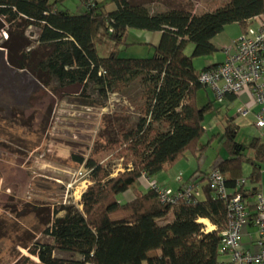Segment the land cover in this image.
I'll return each instance as SVG.
<instances>
[{
	"label": "trees",
	"instance_id": "1",
	"mask_svg": "<svg viewBox=\"0 0 264 264\" xmlns=\"http://www.w3.org/2000/svg\"><path fill=\"white\" fill-rule=\"evenodd\" d=\"M65 2L0 0V31L8 37L0 47L7 52L8 64L55 94L80 86L87 105L97 103L96 95L105 107L112 94L139 84L141 118L134 127L125 123L118 129L114 124L121 137L109 144L124 167L116 175L93 154L72 155L90 170L92 183L82 194V208L58 204L49 210L41 204L42 208L23 211L38 217L39 230L49 240L27 246L39 261L19 256L12 264H219L226 260L222 249L229 223L227 203L239 194L254 215L262 191L264 139H239L238 118L246 116L233 113L229 103L237 94L219 98L201 82L202 70L194 59L219 51L214 38L229 23L245 26L259 18L264 25V0H222L200 12L190 6L153 12L144 2L132 0H80L84 10L76 12ZM109 4L116 7L107 9ZM30 28L36 29L33 41L27 34ZM131 29L161 32L152 56H120L121 46L136 45L128 41ZM101 32L115 45L108 53L99 51ZM189 44H193L191 54L186 51ZM208 89L215 97L200 102L199 92ZM17 110L12 109L10 116ZM214 112L222 113L223 128L203 143L208 131L205 117ZM213 140L225 157L204 169V155ZM189 155L199 160L200 168L176 189L170 188L181 191L193 182L190 202L182 198L162 202L157 190L143 189V177L153 178ZM216 170L225 177L226 197L212 186L210 176ZM126 192L133 197L121 200ZM202 218L216 227L204 231Z\"/></svg>",
	"mask_w": 264,
	"mask_h": 264
},
{
	"label": "rangeland",
	"instance_id": "2",
	"mask_svg": "<svg viewBox=\"0 0 264 264\" xmlns=\"http://www.w3.org/2000/svg\"><path fill=\"white\" fill-rule=\"evenodd\" d=\"M99 1L104 3L108 0ZM154 1H162V5H182L184 2L185 6L192 7L194 12H200L204 3V0ZM221 1L207 0L206 3L214 7ZM65 3L71 11L84 10L80 0H66ZM115 7V4L107 5V9ZM152 7H155V4ZM27 34L33 41L37 35L36 29L30 28ZM100 34L99 51L108 53L115 45L103 32ZM7 38V35L4 36L0 31V43L2 39ZM120 49V56L123 57H149L154 54V47L148 44H136L126 49L121 46ZM186 51L191 54L193 44H189ZM204 58L202 56L194 59L196 68L205 61ZM202 68L204 65L198 69ZM11 70L13 72L10 73H17L19 77L32 80L26 72ZM33 84L35 88L38 87L35 81ZM39 87L41 90L33 93L27 110L18 109L14 117L9 116L7 119L0 114V264H12L19 256H29L39 261L29 252L27 246L38 240L47 241L49 237L39 230L40 223L35 221L38 217L27 216L23 211L41 204L49 210L58 204L74 205L81 209L85 185L88 187L92 182L84 183L87 176L76 175L84 166L78 164L72 155L78 154L88 158L93 154L113 176L116 175L124 167L122 159L115 154L114 146L109 144L121 137L117 134L118 130L114 124L118 129L125 123L134 127L141 118L142 87L136 83L112 94L105 107L101 106L100 98L94 94L93 98H96L97 103L85 104L82 99L86 97L81 96L82 89L78 85L56 94L52 89L46 90L41 85ZM216 123L215 117L207 113L205 125L208 131L201 140L203 143H207L216 132L212 130ZM218 153H224L223 149L218 141L213 140L204 155V169L213 165ZM189 158L188 160L184 157L174 164L173 169L159 173L154 179L161 175V179L169 180L179 170L190 175L198 167L199 160L192 156ZM176 164L179 165L175 168ZM4 190H8V193H2ZM61 214L63 215V212ZM222 258L229 259V256L222 255Z\"/></svg>",
	"mask_w": 264,
	"mask_h": 264
},
{
	"label": "built area",
	"instance_id": "3",
	"mask_svg": "<svg viewBox=\"0 0 264 264\" xmlns=\"http://www.w3.org/2000/svg\"><path fill=\"white\" fill-rule=\"evenodd\" d=\"M225 59L220 64L200 72L199 78L202 83L213 88L219 98L226 93H240L248 89L259 110L256 113L257 126L264 127V25L254 36L242 35L235 43L234 51L231 47L224 48ZM250 109L241 105L236 109L237 116H247ZM84 166V165H82ZM76 175L87 176L84 183H91L90 170L81 168ZM149 180L148 177H145ZM178 181L183 180V174L179 173ZM210 180L212 186L221 197H226L227 188L225 177L219 171H214ZM87 188V185H85ZM150 187L157 190L162 202L174 203L180 198L185 202L191 201V194L195 191V184L190 182L184 185L181 191H176L157 182L150 183ZM255 201V213L252 216L241 195H236L227 203L229 211V223L223 232L222 252L229 256L219 264H264V191L257 195ZM203 230L208 232L216 226L208 219ZM245 225H253L256 229L257 238L253 239L248 246L242 243L243 229Z\"/></svg>",
	"mask_w": 264,
	"mask_h": 264
},
{
	"label": "crops",
	"instance_id": "4",
	"mask_svg": "<svg viewBox=\"0 0 264 264\" xmlns=\"http://www.w3.org/2000/svg\"><path fill=\"white\" fill-rule=\"evenodd\" d=\"M132 1L144 2L145 4L148 5V7L151 8V11L153 12L167 10L175 6H180V7L185 6L184 2H182L183 3L182 5L181 3L177 5H170V4L162 5V1H154V0H132ZM206 1L207 0H204L203 7L200 9V11L213 8L212 7L213 5L207 4ZM153 4H155V7H152ZM216 4L214 6H216ZM260 27H261V20L259 18L251 19L245 26L237 22L229 23L225 25L223 31L214 38V42L218 46L219 51L214 55L205 56L204 58L205 61H203V63L201 62L198 67L200 68V66L204 65V68L199 70H203L206 67L214 66L216 64L223 62L225 59V54L223 51L224 48L231 47V50L234 51L235 43L237 42L240 36H242L243 34L247 36H254L260 30ZM160 37H161L160 31L131 29L129 32L128 41L130 40V42H136V44H148L150 46H153L159 42ZM6 55H7L6 50L0 47V114H2V117L4 119H7L10 116L12 109L14 108L27 110L30 106V99L33 96V93L41 90L39 87V85L41 84L37 82L35 78L32 77V80H29L28 78L19 77L17 73L14 74L10 73L13 72V70H11L13 68L8 64ZM18 72L25 73L24 71H18ZM34 81L38 85L37 87L38 90L37 88H35L33 84ZM41 87L43 86L41 85ZM45 89L47 90V88ZM214 97H215L214 91L212 89H208L207 91H201L198 94V98L200 102H206L208 99H212ZM230 102L233 113L234 112L236 113V109L241 105L247 106L250 109V112L246 117L238 118V123L240 124L239 139L244 142H248L253 136H260L264 139V128L261 129L256 126V113L259 110V105L256 104L251 92L248 89H244L243 91L237 94V96L233 101H229V103ZM211 114L215 117L217 121L216 125L213 126L212 130H217V128L222 129L223 128V120L221 119L222 113L214 112ZM223 154L224 153H218L217 157L215 158L212 164L215 165L216 162L222 160V158L225 157ZM190 156L191 155L187 156L186 158L189 160ZM178 165L179 164H176L175 168ZM173 166L169 167L166 171H168ZM199 168H200V162L196 170ZM196 170H194L192 173H194ZM179 173H182L183 178L185 179L192 175V173L190 175H187L183 173V171L179 170L176 171L174 177L170 178L169 180L166 178L161 179V175L158 176L157 179H154L153 177L150 178L149 180L143 177L142 187L143 189L148 188L150 187V183L152 182L161 183L162 181L163 182L162 185L176 189L180 184V182L177 179V175ZM261 190L264 191V173H263ZM2 193H8V190H4L2 191ZM132 197H133L132 192H126L125 194L120 196V199L128 200ZM256 238H257V234L255 227L253 225H245L243 229L242 243L245 246H248L249 243Z\"/></svg>",
	"mask_w": 264,
	"mask_h": 264
},
{
	"label": "bare ground",
	"instance_id": "5",
	"mask_svg": "<svg viewBox=\"0 0 264 264\" xmlns=\"http://www.w3.org/2000/svg\"><path fill=\"white\" fill-rule=\"evenodd\" d=\"M202 222H205V223H208V219H206V218H202V219H200Z\"/></svg>",
	"mask_w": 264,
	"mask_h": 264
}]
</instances>
